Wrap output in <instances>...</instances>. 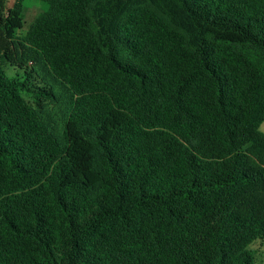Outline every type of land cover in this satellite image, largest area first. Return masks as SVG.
Wrapping results in <instances>:
<instances>
[{"label": "trees", "instance_id": "trees-1", "mask_svg": "<svg viewBox=\"0 0 264 264\" xmlns=\"http://www.w3.org/2000/svg\"><path fill=\"white\" fill-rule=\"evenodd\" d=\"M263 123L264 0H0V264H256Z\"/></svg>", "mask_w": 264, "mask_h": 264}, {"label": "rangeland", "instance_id": "rangeland-1", "mask_svg": "<svg viewBox=\"0 0 264 264\" xmlns=\"http://www.w3.org/2000/svg\"><path fill=\"white\" fill-rule=\"evenodd\" d=\"M48 9V5L43 2H28V16L29 19L37 15L41 11H45ZM9 74L13 75L14 72L12 70H8ZM27 100H32L29 96H26ZM260 130L264 132V123L261 126ZM251 249L256 251V264H264V240H259L255 242Z\"/></svg>", "mask_w": 264, "mask_h": 264}]
</instances>
